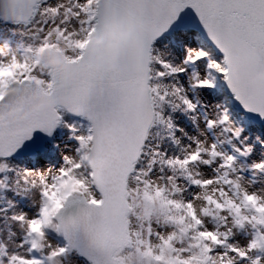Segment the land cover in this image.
<instances>
[{
  "label": "snow or ice",
  "instance_id": "6c2138e0",
  "mask_svg": "<svg viewBox=\"0 0 264 264\" xmlns=\"http://www.w3.org/2000/svg\"><path fill=\"white\" fill-rule=\"evenodd\" d=\"M0 25V264H264V0H0Z\"/></svg>",
  "mask_w": 264,
  "mask_h": 264
},
{
  "label": "rangeland",
  "instance_id": "374dc122",
  "mask_svg": "<svg viewBox=\"0 0 264 264\" xmlns=\"http://www.w3.org/2000/svg\"><path fill=\"white\" fill-rule=\"evenodd\" d=\"M6 25H0V31H6L7 30ZM171 38V35H167L165 40H168ZM186 118H183L181 120V123L185 122ZM244 131L249 136V140H254L256 135L259 132H264V125H259L258 123L252 121L247 117V119L244 121ZM161 134H163V130H161ZM264 138V137H262Z\"/></svg>",
  "mask_w": 264,
  "mask_h": 264
},
{
  "label": "water",
  "instance_id": "95a60500",
  "mask_svg": "<svg viewBox=\"0 0 264 264\" xmlns=\"http://www.w3.org/2000/svg\"><path fill=\"white\" fill-rule=\"evenodd\" d=\"M182 19L184 22L191 24L193 28L200 30L201 32L203 31L197 17L195 16V13L192 12L191 9L187 10V12L183 15ZM250 115L253 119L260 120L259 118H257L256 114H250Z\"/></svg>",
  "mask_w": 264,
  "mask_h": 264
},
{
  "label": "bare ground",
  "instance_id": "6f19581e",
  "mask_svg": "<svg viewBox=\"0 0 264 264\" xmlns=\"http://www.w3.org/2000/svg\"><path fill=\"white\" fill-rule=\"evenodd\" d=\"M168 35H171V34H168ZM167 35H165L164 39H166Z\"/></svg>",
  "mask_w": 264,
  "mask_h": 264
}]
</instances>
